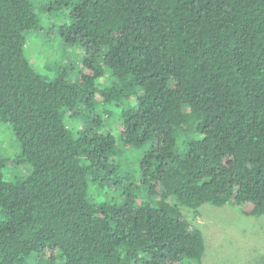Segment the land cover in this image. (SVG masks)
Wrapping results in <instances>:
<instances>
[{"label": "trees", "instance_id": "trees-1", "mask_svg": "<svg viewBox=\"0 0 264 264\" xmlns=\"http://www.w3.org/2000/svg\"><path fill=\"white\" fill-rule=\"evenodd\" d=\"M37 2L0 0V264H204L186 209L264 216V0ZM55 10L84 57L50 78Z\"/></svg>", "mask_w": 264, "mask_h": 264}, {"label": "rangeland", "instance_id": "rangeland-1", "mask_svg": "<svg viewBox=\"0 0 264 264\" xmlns=\"http://www.w3.org/2000/svg\"><path fill=\"white\" fill-rule=\"evenodd\" d=\"M37 6L41 2L51 4L53 0H35ZM51 2V3H50ZM39 11V10H38ZM44 30L29 34L26 45V56L36 70L54 78L57 74L50 65L57 63L78 68L82 63L84 53L81 46H67L60 37L58 26L66 20V15L60 11L45 14L39 12ZM77 71V69H76ZM72 73V71H71ZM116 133L115 126L109 127ZM20 150V144L13 129L5 124L0 126V152L14 156ZM114 188L105 189L91 185L93 198L106 199L107 195L116 196ZM201 215L195 217L185 210L191 222L202 230L206 250L203 256L204 264H264V216L245 215L231 205L215 206L205 203Z\"/></svg>", "mask_w": 264, "mask_h": 264}]
</instances>
